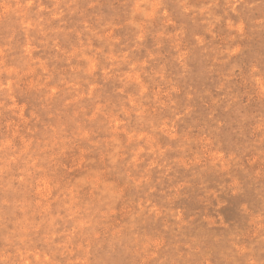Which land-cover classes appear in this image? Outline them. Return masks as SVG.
I'll return each mask as SVG.
<instances>
[{"label": "rangeland", "instance_id": "obj_1", "mask_svg": "<svg viewBox=\"0 0 264 264\" xmlns=\"http://www.w3.org/2000/svg\"><path fill=\"white\" fill-rule=\"evenodd\" d=\"M0 264H264V0H0Z\"/></svg>", "mask_w": 264, "mask_h": 264}]
</instances>
